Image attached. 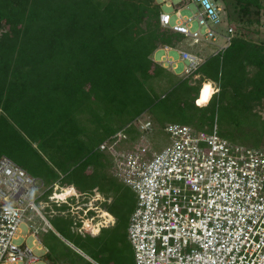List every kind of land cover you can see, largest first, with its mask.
Here are the masks:
<instances>
[{
  "label": "trees",
  "instance_id": "obj_1",
  "mask_svg": "<svg viewBox=\"0 0 264 264\" xmlns=\"http://www.w3.org/2000/svg\"><path fill=\"white\" fill-rule=\"evenodd\" d=\"M211 1L219 23H229L216 49H210L216 39L204 37L206 25L197 42L162 26L155 0H0V157L47 185L75 186L85 202L102 194L111 199L99 201L107 210L102 216L115 218L96 234L83 232L70 204L53 203L47 216L54 215L56 232L46 231L52 242L43 238L49 264H135L128 226L136 193L117 176L113 153L101 148L129 128L127 145L140 147L147 138L151 146L148 134L181 123L174 119L199 130L219 128L224 105L231 134L264 147V114L256 109L264 105V39L252 35L260 33L264 0H217L223 9ZM167 46L202 61L176 78L152 58ZM147 112L150 130L136 126Z\"/></svg>",
  "mask_w": 264,
  "mask_h": 264
},
{
  "label": "built area",
  "instance_id": "obj_2",
  "mask_svg": "<svg viewBox=\"0 0 264 264\" xmlns=\"http://www.w3.org/2000/svg\"><path fill=\"white\" fill-rule=\"evenodd\" d=\"M193 1L201 5L197 19L207 26L204 37L216 39L217 32L208 21L220 22L218 10L211 0ZM171 19V13L161 12L162 26L184 32L195 41L202 38L199 30L191 29L188 18L175 24ZM228 30L233 32L234 27ZM180 53L189 61L188 73L202 61L187 50ZM152 126L148 120L141 128L150 130ZM165 131L170 143L160 151H153L147 138H141L140 147L101 145L115 156L117 176L136 193L128 226L135 264H264V147L233 144L219 134L217 123L212 131L182 123L169 124ZM76 191L75 186L59 182L47 185L43 178L2 155L0 264L40 261L42 255L32 247L15 242L20 225L30 223L35 236L40 229H54L47 208L53 203L71 205L72 196L85 195ZM35 218L47 225L38 228ZM81 219L84 223V217ZM35 241L41 245L39 249L45 248V255L48 248L39 237Z\"/></svg>",
  "mask_w": 264,
  "mask_h": 264
},
{
  "label": "rangeland",
  "instance_id": "obj_3",
  "mask_svg": "<svg viewBox=\"0 0 264 264\" xmlns=\"http://www.w3.org/2000/svg\"><path fill=\"white\" fill-rule=\"evenodd\" d=\"M157 3H159L161 5L162 8V12H168L172 14V19L171 22L172 23H178L180 22V20L182 18H188L189 19V24L191 25V29L192 30H200L202 33H204L205 31V26H201L199 24V21L197 19V15H199L198 10H199V4L196 3L195 1H190V0H155ZM215 1V0H213ZM216 4L219 6V8L223 9L224 8V3L221 1H215ZM180 9V15L182 17H179L177 15V12ZM226 17V15H225ZM261 20H262V25L259 27L260 28V33H253L252 35L254 37H256V39H264V12L261 16ZM211 25L213 26V28L219 33V35L217 36L214 45L210 46V49H216L218 48L220 45H223L225 42V38L224 36L227 35V26H229V23L227 21L223 22V23H211ZM233 27H235L233 24L231 25ZM221 34V35H220ZM190 41V40H189ZM193 42H197L195 40H193ZM209 44V43H207ZM183 49H173V48H166V47H161L159 49H157L153 55L152 58L159 64H161L162 66H164L165 68H167V70L174 74V76L176 78H184V76H186L188 74L187 70V66L189 65V61L188 60H184L182 58L181 55V51ZM193 54V58H195V53L193 51H191ZM186 68V70H185ZM190 75V74H189ZM199 75H194V79L197 78ZM193 79V81H194ZM213 84L212 89H214L216 86L214 84V82H211ZM256 109L258 111H260V113L264 114V105H259L258 107H256ZM218 125L221 133H225V136L227 137V139L229 138V140L233 143L236 144L235 140H237L239 143H241L242 145H249V146H255V145H259L257 142H259L258 140H256L255 138L249 137L248 135H240V136H236L231 134L230 132V125L228 124L227 120H226V113H225V109H224V105H221L218 109ZM148 120H151V115L150 113H144L142 116H140L137 120V125L136 126H140V128L142 127V125H144ZM173 121H178L181 123H187L190 124L189 122H185L182 121L180 119H174ZM133 129V128H132ZM131 128H129V130H126L124 132H122L121 135H119L118 137L114 138L113 140H111L108 143V147H112L115 149H122L123 146L124 148L127 147V139L130 138V135L132 136L131 133ZM155 131V129H154ZM152 132L151 134H148V138L151 141L152 145V149L153 151H160L161 149H163L164 147L168 146L170 143V138L169 135L167 134V132L161 130V131H156V132ZM144 133V131L142 132ZM146 135V133H144ZM127 135V136H126ZM134 137V136H133ZM240 137V138H239ZM139 138V137H138ZM138 138H135V141L138 140ZM233 139V140H232ZM258 147V146H257ZM76 193H79V190L77 189ZM80 196V194H78ZM85 195H81L79 198L76 199V202L71 204V208H70V212L72 214H76V215H81V217H84V223H83V229L82 231H85V228H87L86 230L96 234L98 233V228H100L99 224L97 225H93L92 221L98 214V216H102L104 212V210H106L102 205H100L99 201H103V200H107V202H110L111 199H107L105 198L102 194H97L96 196H94L93 198H90L88 201H84ZM87 203V205L85 204ZM82 207V208H81ZM86 209V210H85ZM85 210V212H84ZM107 211V210H106ZM63 214L66 212H62ZM87 215H89V218L87 217ZM54 216V215H53ZM53 216H49L48 215V219L51 220V217ZM80 217V218H81ZM114 216H103V220L105 221H101L104 223V225L113 220ZM36 220V225L41 228L42 225H47L44 224V220H41L39 218H35ZM29 224L28 222L23 223L20 225V236L19 238L15 241L16 243L20 244H27L30 247H32L34 249V252L37 255H42V259L36 263H28V264H48V262L44 259V253H45V248L39 249L38 247L41 246L40 244H38L35 239L36 236L39 237L42 242H43V238H47L50 242H52L51 238L48 237L47 232L40 229L39 233L35 235L33 234V230L29 229ZM35 225V226H36ZM53 226V225H52ZM54 227V226H53ZM50 230H53L54 232H56L54 229L49 228ZM44 245V243L42 244ZM45 246V245H44ZM46 247V246H45ZM17 264H25L24 262H19Z\"/></svg>",
  "mask_w": 264,
  "mask_h": 264
},
{
  "label": "crops",
  "instance_id": "obj_4",
  "mask_svg": "<svg viewBox=\"0 0 264 264\" xmlns=\"http://www.w3.org/2000/svg\"><path fill=\"white\" fill-rule=\"evenodd\" d=\"M109 215H110V216H113L110 212H109ZM92 221H95V222H93V225L95 226V225H97L100 221H105V220H103V216H98V214H97V216H96ZM114 221H115V218L113 217V220L107 222L105 225H104V224H99V225H100V226H99L100 228H98V231H97V232L100 231L101 227H103V226H108V225L114 223ZM44 259H45V258H44ZM48 264H49V263H48Z\"/></svg>",
  "mask_w": 264,
  "mask_h": 264
},
{
  "label": "water",
  "instance_id": "obj_5",
  "mask_svg": "<svg viewBox=\"0 0 264 264\" xmlns=\"http://www.w3.org/2000/svg\"><path fill=\"white\" fill-rule=\"evenodd\" d=\"M68 242V241H67ZM69 245H71L72 247H74L76 250H78L80 253H82L84 256H87L84 252L80 251L79 249H77L74 245H72L71 243L68 242Z\"/></svg>",
  "mask_w": 264,
  "mask_h": 264
},
{
  "label": "clouds",
  "instance_id": "obj_6",
  "mask_svg": "<svg viewBox=\"0 0 264 264\" xmlns=\"http://www.w3.org/2000/svg\"><path fill=\"white\" fill-rule=\"evenodd\" d=\"M213 85V84H212ZM255 147V146H254ZM69 242V241H68ZM70 243V242H69ZM81 251V250H80Z\"/></svg>",
  "mask_w": 264,
  "mask_h": 264
},
{
  "label": "bare ground",
  "instance_id": "obj_7",
  "mask_svg": "<svg viewBox=\"0 0 264 264\" xmlns=\"http://www.w3.org/2000/svg\"><path fill=\"white\" fill-rule=\"evenodd\" d=\"M104 212H105V210H104ZM104 212H102V213H104Z\"/></svg>",
  "mask_w": 264,
  "mask_h": 264
},
{
  "label": "snow or ice",
  "instance_id": "obj_8",
  "mask_svg": "<svg viewBox=\"0 0 264 264\" xmlns=\"http://www.w3.org/2000/svg\"><path fill=\"white\" fill-rule=\"evenodd\" d=\"M205 98H207V96H205Z\"/></svg>",
  "mask_w": 264,
  "mask_h": 264
}]
</instances>
